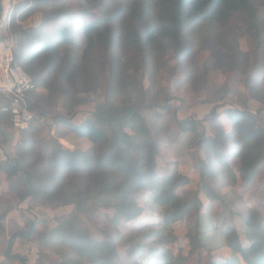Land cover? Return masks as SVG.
<instances>
[{
	"label": "trees",
	"instance_id": "obj_1",
	"mask_svg": "<svg viewBox=\"0 0 264 264\" xmlns=\"http://www.w3.org/2000/svg\"><path fill=\"white\" fill-rule=\"evenodd\" d=\"M80 5L70 10L66 2L25 0L17 7L11 22L14 56L33 78L34 87L28 92L31 110L42 115L45 105L39 100L52 101L64 86L75 93L96 94L100 78L95 52L109 53L117 42L135 50V60L141 58L142 65L137 64L135 73L129 67V57L109 55L104 100L79 125L68 115L61 117L78 136L91 141L87 149L65 148L54 137L53 146L39 158L31 123L21 132L24 141L19 154L0 161V170L6 174L19 202L46 198L74 205L73 214L44 239V243L60 241L69 248L68 253L61 254L60 264H121L118 243L121 238L127 245L137 247L130 253L134 256L132 264H184L188 255L203 245L200 218L196 220L194 233L188 235V255L174 253L167 246L177 239L172 226L208 205L201 198L202 193L210 203L226 198L229 192L219 195L201 189L199 185L208 186L206 179L224 178L236 196L239 180L242 184L255 180L257 168L264 162V123L251 110L229 107L222 111L219 120L228 122L231 129L211 134L199 130L196 119L178 117L173 99L161 101L162 90L157 89L156 73L160 65H170L171 58L165 57L167 52L173 51L171 57L177 62L188 57L194 47L190 31L203 22L214 29L213 39L226 51V70L246 73L249 89L257 82L263 83L264 75L260 77L257 67L259 56L252 60L238 39L226 35L224 29L239 20L240 30L256 35L260 52L264 45V18L259 10L264 0H97L94 4ZM36 12L42 13L39 22L27 23ZM175 70L174 67V73ZM147 76L151 83L146 87L143 78ZM192 76V72L185 71L191 84ZM70 99L67 114L72 115L81 100ZM213 104L210 114L218 115L220 107ZM154 108H160L159 113L172 110L177 131L193 134L190 142L199 150L194 161L195 178L189 172L190 166L183 173L179 170L178 159L165 161V168L161 169L163 143L157 137L164 129V122L151 121L144 113ZM9 123H12L11 114L0 109V135L7 136L5 129ZM101 147L106 149L103 154L99 151ZM32 163L36 164L34 170L29 168ZM191 182L198 183L197 193L193 199L186 200L177 190ZM85 188H88L86 193L82 192ZM145 204L158 209L159 222L144 225L145 228L134 226L130 233L120 237L108 231L102 238L95 237L76 218V214L90 215L100 207H108L114 209L112 220L118 225L143 216ZM248 217L242 230L227 226L222 231L223 235H229V247L238 257L226 261L213 259L209 264H241L240 258L246 264H264V213L253 205ZM36 231L37 224L31 221L27 227L12 233L6 258L26 262L25 256L14 252V245Z\"/></svg>",
	"mask_w": 264,
	"mask_h": 264
},
{
	"label": "rangeland",
	"instance_id": "obj_2",
	"mask_svg": "<svg viewBox=\"0 0 264 264\" xmlns=\"http://www.w3.org/2000/svg\"><path fill=\"white\" fill-rule=\"evenodd\" d=\"M15 1L5 0V15L7 18L11 17V22L17 14L18 5L21 1L25 0ZM53 1L66 2L67 7L70 10H74L81 6L82 4L80 5V3L82 2L83 5L87 4V2L94 4L97 0ZM259 14L264 18V6L260 8ZM41 16V12H36L27 20V23L39 22ZM10 29L14 37L11 25ZM212 30L214 31L209 25L199 22L190 31L194 47L188 57L182 58L179 62L172 59L173 51L165 54L166 59L171 58L170 65H168L170 67L160 65L155 77L157 89L162 90L159 95L161 101L167 98L173 99V104L178 107V117L180 119H196L198 121V129L204 130L208 134L216 133L222 129H231V125L228 122L219 120V115L224 114L222 111L229 107H240L251 110L257 113L261 122L264 123V102H262L264 101V82L260 85L257 82L253 88L249 89L246 73L226 70V51L221 48L217 40L213 39L214 32ZM224 31L226 35L238 39L240 47L250 53L252 60L259 56L257 67H260V77H263L264 45L260 48L259 52L257 50L258 41L256 35L253 32L240 30L239 20L226 27ZM109 53L104 50H98L94 55L100 78V87L96 94L92 91H77L75 93L67 86H64L52 101L49 99L39 100L45 105V110L42 115L37 114V118L34 121L36 125L43 128L57 125L58 128L56 133L52 135V138L51 135H48L46 138L37 140L33 136L36 142V153L39 158L43 157L42 154L46 152L48 147L51 148L50 146H53V140L51 139L54 137L58 139L63 147L68 149H87L91 146L92 143L89 139L78 136L69 125L61 120V117H67L68 115L70 118L72 117L71 121L73 123L79 125L83 119H86L94 111L96 104L104 100L109 55L114 54L118 58L124 59L129 57V67L135 73L137 64L142 65L140 62L141 58H138L137 62L135 60V50L124 46L121 42H117ZM174 67L176 68L175 73ZM185 71L193 73L192 79L194 80L192 84L190 81H187ZM150 83L151 80L148 76L143 78L144 86L147 87ZM228 91H230V95L227 94ZM71 97H78L81 102L75 105V113L69 115L67 111L71 103ZM218 97L221 98L218 100ZM3 102H5L4 99L0 98V106ZM211 102H215L217 107H220L218 115L217 112L210 114L212 105H215ZM160 110V108H154L153 110H145L144 113L151 121L164 122V129L157 137L158 141L163 143L161 153L163 159L160 160L161 169L165 168V161L178 159L179 170L181 172L183 170L186 171L190 166L189 172L193 173V178H195L196 176L194 175L197 171L194 161L196 162L197 156H199V150L195 144L190 142L193 134L191 132L179 133L177 125L174 122L173 111L159 113L158 111ZM159 117L161 118L159 119ZM33 123L31 131L34 130ZM6 129L14 135V138L0 135V161L16 157L24 141L21 138V133L18 134L14 130L12 123L7 124ZM105 150L103 147L99 149L101 154ZM35 167V163L29 165V168L32 170ZM257 169L258 174L253 182L242 184L239 180L236 185L239 197L230 192L228 182L221 177L206 179V182H208V186L206 187L199 185L206 192L215 191L219 195L229 193L225 195L226 198L223 201H216L215 203H210L205 198V194L200 193L201 198L208 205L201 206L198 213L192 211L185 220L176 222L172 226V232L176 235L177 239L167 246L174 253L182 252L188 255L190 250L188 235L194 233L196 220L198 216L200 218L201 225L199 229L203 245L190 253L188 260L184 264H209L213 259L226 261L238 257L236 251L229 247V235H223L222 231L227 226H231L238 231L242 230L243 223L249 218L248 215L253 205L259 206L264 213V162ZM9 183L10 181L7 179L6 174L0 170V264H60L62 260L61 254L63 252L68 253L69 248L61 244L60 241L50 240V242L45 241L44 243V239L60 222L73 214L74 205L59 204L54 199L46 200V198L42 200L39 198H29L23 202H19L16 193L10 188ZM197 188L198 183L191 182L189 185L180 187L177 191L184 199L191 200L197 193ZM87 191L88 188H85L82 192L86 193ZM198 191L200 192V190ZM145 212L140 218L131 222L121 221L118 225L112 220L114 209L108 207H100L90 215L76 214V218L79 224L90 228L95 237L102 238L106 231L113 236L120 237L130 233L132 231L131 228L134 226L138 227L141 225L144 227V225L149 226L151 223L159 222L160 214H158V209L150 207V204H145ZM152 212H156V215L154 216ZM31 221L36 222L37 231L27 240H17L14 245V252L25 256L26 262H21L18 259H7L5 251L12 233L20 227H27ZM121 239L118 241L119 249L122 253L121 264H132L134 256L130 253L137 247L133 244L127 245L126 241H121ZM129 246L130 248H128ZM240 263L246 264L241 258Z\"/></svg>",
	"mask_w": 264,
	"mask_h": 264
},
{
	"label": "built area",
	"instance_id": "obj_3",
	"mask_svg": "<svg viewBox=\"0 0 264 264\" xmlns=\"http://www.w3.org/2000/svg\"><path fill=\"white\" fill-rule=\"evenodd\" d=\"M10 22L11 17L7 18L4 10L0 31V97L5 102L0 109L11 114L12 126L19 134L29 128L37 113L28 105V92L34 87V82L32 76L15 61V41L10 32Z\"/></svg>",
	"mask_w": 264,
	"mask_h": 264
},
{
	"label": "crops",
	"instance_id": "obj_4",
	"mask_svg": "<svg viewBox=\"0 0 264 264\" xmlns=\"http://www.w3.org/2000/svg\"><path fill=\"white\" fill-rule=\"evenodd\" d=\"M34 124V130H33V135H34V137H36L37 138V140L38 139H43V138H46L48 135L50 136H52V135H54L55 133H56V131H57V125H54V126H52L51 127V125L50 126H48L47 128H43V127H41V126H37L36 125V123L34 122L33 123ZM51 127V128H50ZM8 136V135H7ZM9 138H14V136L13 137H10V136H8ZM75 138V137H74ZM77 138V137H76ZM70 140V139H69Z\"/></svg>",
	"mask_w": 264,
	"mask_h": 264
},
{
	"label": "water",
	"instance_id": "obj_5",
	"mask_svg": "<svg viewBox=\"0 0 264 264\" xmlns=\"http://www.w3.org/2000/svg\"><path fill=\"white\" fill-rule=\"evenodd\" d=\"M4 10H5V0H0V31L2 28ZM5 133L10 137L14 136L7 129H5Z\"/></svg>",
	"mask_w": 264,
	"mask_h": 264
}]
</instances>
